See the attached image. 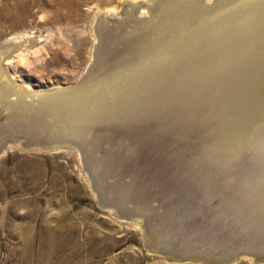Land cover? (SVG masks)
Wrapping results in <instances>:
<instances>
[{
  "label": "rangeland",
  "instance_id": "rangeland-1",
  "mask_svg": "<svg viewBox=\"0 0 264 264\" xmlns=\"http://www.w3.org/2000/svg\"><path fill=\"white\" fill-rule=\"evenodd\" d=\"M230 1L0 0V76L5 69L26 91L52 95L75 85L91 68L80 95L91 90L94 96L156 51V34H163L162 29L174 27L183 16H191L183 26L191 28L192 16L216 18L225 6L243 0ZM108 7L114 12L105 11ZM199 35L185 36V44L207 40H196ZM1 122L0 117L3 129ZM8 132L0 130V137L7 138ZM101 135L86 142L93 151L87 164L64 149L10 143L0 153V264H204L190 258L200 253L210 264H258L245 256H224L223 251L209 255L223 246L232 249L239 241L213 236L203 227H198L203 235H197L199 230L190 235L193 226L184 218L183 205L194 206L185 199L177 176L157 167L150 153L142 156L140 146L118 131ZM39 138L34 143L50 140ZM178 194L183 196L180 206ZM109 205L117 206L121 215ZM136 223L146 224L148 235ZM47 230L52 234L42 242ZM151 246L189 260L163 258Z\"/></svg>",
  "mask_w": 264,
  "mask_h": 264
},
{
  "label": "bare ground",
  "instance_id": "bare-ground-1",
  "mask_svg": "<svg viewBox=\"0 0 264 264\" xmlns=\"http://www.w3.org/2000/svg\"><path fill=\"white\" fill-rule=\"evenodd\" d=\"M237 2L223 7L225 12L215 14L216 18L211 15L202 20L192 16L191 28L183 27L190 24L191 16H183L169 30L161 28L163 34H156L159 47H153L156 51H150L140 66L101 86L94 96L89 95L91 90L80 95L82 86L68 96L58 95L61 90L54 95L36 96L2 69L3 129L12 136L19 132H40L50 138L66 135L85 145L96 135L118 131L140 146L142 156L147 158L150 153L157 167L177 176L185 199L194 206L183 205L184 218L193 226L187 231L190 235L198 230L197 235H203L204 231L198 228L203 227L213 236L239 241L232 249L223 246L209 255L223 251L229 257L242 250L237 256L260 264L258 260H264V0ZM215 5L210 8L215 10ZM114 10L108 7L105 11ZM197 31L203 36L195 37L196 40H207L186 45L184 37ZM191 47L194 54H190ZM96 89L97 86L93 92ZM55 100L76 104L56 107ZM6 139L0 137V153L10 143L20 144ZM86 176L87 182L92 183V177ZM93 186L98 196L102 195L97 185ZM178 197L180 206L183 196ZM108 207L120 214L117 206ZM129 217L125 218L132 220ZM138 218L146 222L144 216ZM136 226L148 235L146 224ZM49 234L52 232L47 230L42 242ZM150 248L169 260H189L168 255L166 249ZM201 254L190 258L210 264Z\"/></svg>",
  "mask_w": 264,
  "mask_h": 264
},
{
  "label": "water",
  "instance_id": "water-1",
  "mask_svg": "<svg viewBox=\"0 0 264 264\" xmlns=\"http://www.w3.org/2000/svg\"><path fill=\"white\" fill-rule=\"evenodd\" d=\"M112 21V19H109ZM101 36V35H100ZM100 40V38H99ZM98 48V47H97ZM91 71V68L86 72V74H84L80 80L75 84L73 85L72 87L70 88H64L61 90V92H59L58 95H70L72 93H75L77 91V89L79 87H81L85 82H86V78L88 76V74L90 73ZM59 91V90H57ZM57 91H54L52 92L54 95ZM77 93V92H76ZM66 96H62V97H66ZM27 98V97H25ZM77 101H79V99H76ZM27 101L29 102L30 101V98H27ZM56 102L53 101V105L55 104V106L57 107H62V108H67L71 105V107H74L76 102H72V101H66V103H62L60 101H57L55 100ZM90 101V100H89ZM59 102V103H58ZM75 103V104H74ZM85 105H89V104H85ZM85 107V106H84ZM0 130H3V129H0ZM7 140H9L10 142L12 141L13 143H20V145L22 147H26V148H36V149H43V150H46V149H53V150H71L72 152H74L76 155H78V157L81 158V161L84 163V164H87L88 162L92 161V155H90V152H93L91 151V149L85 145V144H81L80 142L78 141H75L74 139H72L70 136H62V135H56L54 137H49V135H45V134H42L40 132H32L30 134L28 133H14L13 136H15L16 139L13 138V136L11 135V133L7 135ZM39 136L41 137H44V138H50V140H42V144H39V143H34L33 140V143H31V141L29 139H37V140H40ZM1 151V150H0ZM97 155V154H96ZM94 155V156H96ZM94 159V158H93ZM239 253L242 252V250H239L238 251ZM239 253H235L236 256L239 254ZM207 259V257H206Z\"/></svg>",
  "mask_w": 264,
  "mask_h": 264
}]
</instances>
